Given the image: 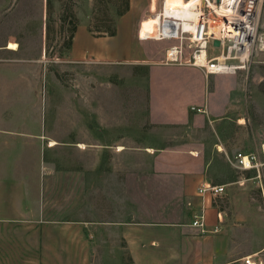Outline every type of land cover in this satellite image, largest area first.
<instances>
[{"label": "rangeland", "instance_id": "1", "mask_svg": "<svg viewBox=\"0 0 264 264\" xmlns=\"http://www.w3.org/2000/svg\"><path fill=\"white\" fill-rule=\"evenodd\" d=\"M129 1L139 56L74 62L61 56L75 20L67 13L72 10L79 24L90 21L94 7L98 17H113L121 0L97 6L95 0H0V217L79 223L117 212L140 221H178L190 219L181 172L205 166L207 179L240 187L245 174L234 166V152H258L264 143V48L253 52L247 71L231 75L166 64L171 42L138 39L149 8L158 12L163 0ZM255 8L264 33V0ZM189 77L187 95L178 101L194 102L191 115L172 124L168 106L152 104L151 88L161 102L162 92L174 94V81ZM219 141L225 149L217 155ZM242 187L264 214L255 179ZM251 234L256 245L260 234ZM127 259L101 252L92 264Z\"/></svg>", "mask_w": 264, "mask_h": 264}, {"label": "crops", "instance_id": "2", "mask_svg": "<svg viewBox=\"0 0 264 264\" xmlns=\"http://www.w3.org/2000/svg\"><path fill=\"white\" fill-rule=\"evenodd\" d=\"M149 12L151 15L155 11L150 7ZM128 14L129 11L118 19L115 36H94L88 30V23L79 24L68 57L74 62H127L137 58L139 50L134 46L137 31ZM189 81L190 77L174 81V89H170L174 94H169L166 88L163 90L169 94L166 97L161 91L165 97L161 102L156 98L158 90L151 88L152 104H166L168 110L164 113L172 124L186 122L183 119L191 115L194 102L178 101L181 93L187 95ZM216 146V154H222L223 142H216ZM193 153L199 156L198 151ZM189 158L195 160L192 156ZM206 169L204 166L181 172L186 186L184 203L190 219L140 221L134 217L123 218L117 212L109 219H86L79 223L44 220L40 216H2L0 264H92L94 256L101 252L125 254L128 256L125 264H232L237 261L241 264L243 256L264 249V214L253 208L247 189L242 187L251 178L247 176L250 171H241L245 175L237 181L240 187L232 190L230 180L207 179ZM203 183L225 184V193L216 199L207 195L204 203L198 194V187ZM203 204L207 227L211 230L205 234L191 224L194 212ZM219 212L222 222L218 219ZM216 226L220 227L219 231L212 232ZM252 229L260 234L256 245L250 241ZM109 247L114 250L107 252Z\"/></svg>", "mask_w": 264, "mask_h": 264}, {"label": "built area", "instance_id": "3", "mask_svg": "<svg viewBox=\"0 0 264 264\" xmlns=\"http://www.w3.org/2000/svg\"><path fill=\"white\" fill-rule=\"evenodd\" d=\"M234 1L196 0L191 13L182 12L181 8L153 12L151 16L156 17L153 27L142 33L141 26L138 39L171 42L165 50L166 64L197 67L207 76L247 71L253 52L264 48V33L259 31L256 8L248 7L249 0L240 10ZM214 40L219 45H214ZM233 164L240 171L253 172L251 178L255 179L264 201V143L258 152L236 151ZM225 189V184L203 183L198 187V194L204 202L207 195L215 199L222 196ZM218 219L223 221L221 212ZM191 224L201 234L211 231L207 227L205 204L194 212ZM219 229L216 226L212 232ZM241 264H264V249L243 256Z\"/></svg>", "mask_w": 264, "mask_h": 264}, {"label": "trees", "instance_id": "4", "mask_svg": "<svg viewBox=\"0 0 264 264\" xmlns=\"http://www.w3.org/2000/svg\"><path fill=\"white\" fill-rule=\"evenodd\" d=\"M99 3V0H95V5ZM116 4V3H115ZM115 15L113 17L110 16H104V17H98L97 16V10L96 7H94L93 10V16L88 22V30L94 35V36H115L118 32V19L126 14L130 10V1L129 0H121V3L117 6L115 5ZM49 8L51 12L52 5L49 3ZM71 13V14H70ZM68 12L67 15H71L73 17L72 21V28H71V35L69 40L66 43V50L61 53V56L68 57L70 55V51L73 44V39L75 32L79 26L78 19L76 15L72 12V10Z\"/></svg>", "mask_w": 264, "mask_h": 264}, {"label": "bare ground", "instance_id": "5", "mask_svg": "<svg viewBox=\"0 0 264 264\" xmlns=\"http://www.w3.org/2000/svg\"><path fill=\"white\" fill-rule=\"evenodd\" d=\"M195 2L196 1H192V0H163L162 7L159 11L166 10V12H169L167 10H169L170 8H181L182 12L191 13ZM218 3H220V1ZM247 3H248V0H235L234 1V4L235 5L237 4L239 10L242 9ZM256 3H257L256 0H249L248 7H251V10H253V8L256 7ZM156 15H158V13ZM173 15H176V13H173ZM155 18H156L155 16H149L143 19L142 25H141L142 33H144L146 30H149L153 27ZM53 144H55V142H52V145Z\"/></svg>", "mask_w": 264, "mask_h": 264}, {"label": "water", "instance_id": "6", "mask_svg": "<svg viewBox=\"0 0 264 264\" xmlns=\"http://www.w3.org/2000/svg\"><path fill=\"white\" fill-rule=\"evenodd\" d=\"M217 2H219L220 0H216ZM219 41L218 40H214V45H219Z\"/></svg>", "mask_w": 264, "mask_h": 264}]
</instances>
